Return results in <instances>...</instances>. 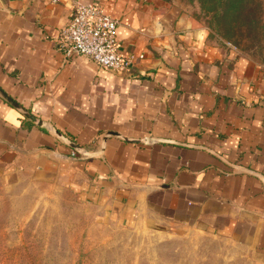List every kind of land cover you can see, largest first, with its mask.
<instances>
[{
    "label": "crops",
    "instance_id": "obj_1",
    "mask_svg": "<svg viewBox=\"0 0 264 264\" xmlns=\"http://www.w3.org/2000/svg\"><path fill=\"white\" fill-rule=\"evenodd\" d=\"M74 1L0 0V88L45 124L0 97V183L61 186L123 224L218 236L264 264V67L161 0H79L119 18L120 51L145 56L130 74L65 58Z\"/></svg>",
    "mask_w": 264,
    "mask_h": 264
},
{
    "label": "rangeland",
    "instance_id": "obj_2",
    "mask_svg": "<svg viewBox=\"0 0 264 264\" xmlns=\"http://www.w3.org/2000/svg\"><path fill=\"white\" fill-rule=\"evenodd\" d=\"M264 67V0H161ZM0 264H253L218 236L123 224L61 186L0 183Z\"/></svg>",
    "mask_w": 264,
    "mask_h": 264
},
{
    "label": "built area",
    "instance_id": "obj_3",
    "mask_svg": "<svg viewBox=\"0 0 264 264\" xmlns=\"http://www.w3.org/2000/svg\"><path fill=\"white\" fill-rule=\"evenodd\" d=\"M70 22L59 32L58 43L65 58L82 56L100 68L117 75L130 74L143 54H123L119 49V18L105 13L102 6L79 0L73 2ZM79 153L72 151L73 158Z\"/></svg>",
    "mask_w": 264,
    "mask_h": 264
},
{
    "label": "water",
    "instance_id": "obj_4",
    "mask_svg": "<svg viewBox=\"0 0 264 264\" xmlns=\"http://www.w3.org/2000/svg\"><path fill=\"white\" fill-rule=\"evenodd\" d=\"M0 97L3 98L8 104H10L11 106H13L15 109H17L25 118H27L28 120L34 122L35 124H37L40 127H43L45 124L42 120L38 119L37 117L33 116L26 108H24L21 104H19L18 102H16L13 98H11L7 93H5L1 88H0ZM56 136H58L59 138H62L66 145L68 147H70L71 149H73L75 152L82 154L83 153V148L80 147L77 143L69 140L68 138H66L65 136H63L62 133L55 131L54 132ZM119 134L115 133V132H108L105 134L104 138H103V144L105 145L107 139L109 136H117ZM126 141L131 142L130 139L128 138H123ZM145 140H136V142L139 143H144ZM220 159L223 160V158L220 157ZM225 161V160H224ZM228 165H230L232 168H234L235 170H237L238 172H246L248 174H251L253 176H259V174H257L256 172H254L253 170H250L248 168H243L240 167L238 165H233L229 162H227Z\"/></svg>",
    "mask_w": 264,
    "mask_h": 264
}]
</instances>
